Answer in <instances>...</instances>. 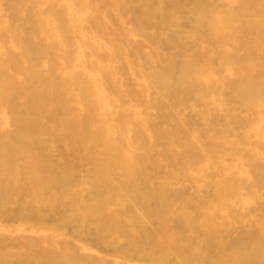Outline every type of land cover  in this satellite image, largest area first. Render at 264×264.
I'll return each instance as SVG.
<instances>
[{
  "label": "bare ground",
  "instance_id": "6f19581e",
  "mask_svg": "<svg viewBox=\"0 0 264 264\" xmlns=\"http://www.w3.org/2000/svg\"><path fill=\"white\" fill-rule=\"evenodd\" d=\"M0 264H264V0H0Z\"/></svg>",
  "mask_w": 264,
  "mask_h": 264
}]
</instances>
